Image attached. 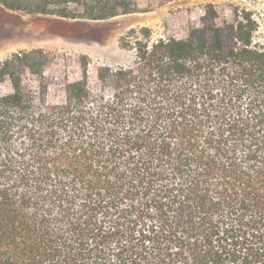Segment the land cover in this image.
Wrapping results in <instances>:
<instances>
[{
  "label": "trees",
  "instance_id": "1",
  "mask_svg": "<svg viewBox=\"0 0 264 264\" xmlns=\"http://www.w3.org/2000/svg\"><path fill=\"white\" fill-rule=\"evenodd\" d=\"M1 3L138 12L137 0ZM207 8L187 39L101 68L109 95L84 72L49 104L41 49L0 63V264H264V47L248 13L225 36Z\"/></svg>",
  "mask_w": 264,
  "mask_h": 264
},
{
  "label": "rangeland",
  "instance_id": "2",
  "mask_svg": "<svg viewBox=\"0 0 264 264\" xmlns=\"http://www.w3.org/2000/svg\"><path fill=\"white\" fill-rule=\"evenodd\" d=\"M138 12L105 20L68 19L9 9L0 0V63L13 54L41 49L48 58L44 70L49 104L65 100V86L82 80L92 94L109 95L110 85L98 71L136 67V49L159 40L187 39L202 26L208 6L217 26L231 36L237 18L248 13L255 21L252 45L264 47V0H137ZM146 30V31H144ZM30 80V76L26 77ZM2 89L9 92L6 83Z\"/></svg>",
  "mask_w": 264,
  "mask_h": 264
}]
</instances>
